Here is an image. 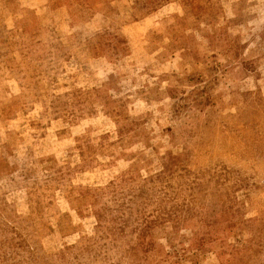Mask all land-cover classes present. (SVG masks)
<instances>
[{"label":"rangeland","instance_id":"1","mask_svg":"<svg viewBox=\"0 0 264 264\" xmlns=\"http://www.w3.org/2000/svg\"><path fill=\"white\" fill-rule=\"evenodd\" d=\"M0 264H264V0H0Z\"/></svg>","mask_w":264,"mask_h":264}]
</instances>
